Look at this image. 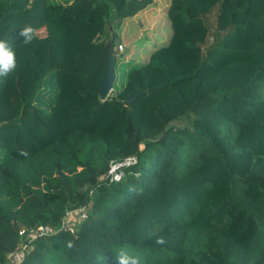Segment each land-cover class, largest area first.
<instances>
[{
  "label": "trees",
  "instance_id": "16d2710c",
  "mask_svg": "<svg viewBox=\"0 0 264 264\" xmlns=\"http://www.w3.org/2000/svg\"><path fill=\"white\" fill-rule=\"evenodd\" d=\"M151 3L122 0L120 17ZM113 4L0 0V40L28 19L44 29L0 122V264L39 225L56 233L21 264H117L122 247L141 264H264V0H170L169 37L101 100Z\"/></svg>",
  "mask_w": 264,
  "mask_h": 264
},
{
  "label": "rangeland",
  "instance_id": "374dc122",
  "mask_svg": "<svg viewBox=\"0 0 264 264\" xmlns=\"http://www.w3.org/2000/svg\"><path fill=\"white\" fill-rule=\"evenodd\" d=\"M113 11L109 18V34L103 35L109 41V49L117 55L115 73L117 76L123 73V67L127 62L145 61L154 47L160 46L170 35V27L167 23L166 10L170 0H152L146 9L139 11L134 16L120 17L119 10L122 0H113ZM42 20L28 19L12 27H8L2 40H7L16 54L17 67L10 73L9 86L0 100V122L11 120L17 116L20 103L15 79L18 74L31 76V64L28 63V54L37 46L39 36L43 33ZM26 26H32L37 30V35L31 44H24L19 32ZM107 36V37H106ZM118 40L123 46L122 52L113 46ZM10 262V259H9Z\"/></svg>",
  "mask_w": 264,
  "mask_h": 264
},
{
  "label": "built area",
  "instance_id": "2783aa9c",
  "mask_svg": "<svg viewBox=\"0 0 264 264\" xmlns=\"http://www.w3.org/2000/svg\"><path fill=\"white\" fill-rule=\"evenodd\" d=\"M116 49L118 52H122L123 46L119 43ZM135 162L136 160L134 157L126 158L121 162H111L106 177H108L109 180L113 182L120 181L124 176V168L135 164ZM77 212L82 220H84L87 217V211L84 208L78 209ZM69 214L70 212L67 213V215ZM61 229H68L71 232L73 231L71 227H68L64 224L62 225ZM55 233L56 230L49 225H39L31 229H21L18 235L21 238H23V240L25 241L19 247V249L13 252V254L10 257L9 264H21V262L25 259V256L29 252L30 244L33 241L54 235Z\"/></svg>",
  "mask_w": 264,
  "mask_h": 264
},
{
  "label": "clouds",
  "instance_id": "9594fccd",
  "mask_svg": "<svg viewBox=\"0 0 264 264\" xmlns=\"http://www.w3.org/2000/svg\"><path fill=\"white\" fill-rule=\"evenodd\" d=\"M37 35V30L32 26L24 27L20 32L19 36L23 38L24 44H31ZM17 67L16 54L7 40H0V77L6 78L9 73L13 72ZM21 155L27 156L26 151L21 152ZM154 243L156 245H165L167 240L164 237H158ZM67 247L72 248L73 243L67 242ZM117 264H141L138 255L132 253L128 248H119L116 251ZM99 264H104V257H97Z\"/></svg>",
  "mask_w": 264,
  "mask_h": 264
},
{
  "label": "water",
  "instance_id": "95a60500",
  "mask_svg": "<svg viewBox=\"0 0 264 264\" xmlns=\"http://www.w3.org/2000/svg\"><path fill=\"white\" fill-rule=\"evenodd\" d=\"M119 44V41L116 40L113 44V46H117ZM116 62V56L114 54V50L112 48L108 49V52L105 57L104 61V75L100 81L99 85V96L101 100H105L106 97L109 95V93L112 91V85L115 78V71H114V65ZM135 96L127 99V103H132L135 100Z\"/></svg>",
  "mask_w": 264,
  "mask_h": 264
},
{
  "label": "crops",
  "instance_id": "0c3cea01",
  "mask_svg": "<svg viewBox=\"0 0 264 264\" xmlns=\"http://www.w3.org/2000/svg\"><path fill=\"white\" fill-rule=\"evenodd\" d=\"M120 43V42H119Z\"/></svg>",
  "mask_w": 264,
  "mask_h": 264
}]
</instances>
